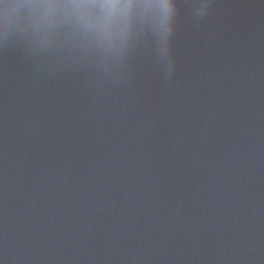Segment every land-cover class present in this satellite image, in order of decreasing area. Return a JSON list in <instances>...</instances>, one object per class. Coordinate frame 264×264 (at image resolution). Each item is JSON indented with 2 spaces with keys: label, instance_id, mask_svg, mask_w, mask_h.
<instances>
[{
  "label": "water",
  "instance_id": "water-1",
  "mask_svg": "<svg viewBox=\"0 0 264 264\" xmlns=\"http://www.w3.org/2000/svg\"><path fill=\"white\" fill-rule=\"evenodd\" d=\"M34 2L0 26V264H264V0L111 41L101 0Z\"/></svg>",
  "mask_w": 264,
  "mask_h": 264
},
{
  "label": "clouds",
  "instance_id": "clouds-1",
  "mask_svg": "<svg viewBox=\"0 0 264 264\" xmlns=\"http://www.w3.org/2000/svg\"><path fill=\"white\" fill-rule=\"evenodd\" d=\"M40 6L34 0H0V26L11 27L21 20L26 10ZM153 6L151 0H143L142 3L138 0H101L96 5L100 9V20L95 25L100 38L109 41L117 39V36L111 31L113 22L130 17L138 8L148 10ZM43 7L48 9L68 8L77 13L81 19L85 18L81 10L86 5L76 2V0L65 5L48 3ZM159 7L162 10H170L171 4L165 0Z\"/></svg>",
  "mask_w": 264,
  "mask_h": 264
}]
</instances>
